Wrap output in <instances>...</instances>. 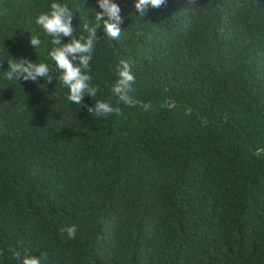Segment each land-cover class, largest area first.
Here are the masks:
<instances>
[{
    "label": "trees",
    "instance_id": "1",
    "mask_svg": "<svg viewBox=\"0 0 264 264\" xmlns=\"http://www.w3.org/2000/svg\"><path fill=\"white\" fill-rule=\"evenodd\" d=\"M51 2L0 0V264H264V0H167L144 16L116 0L115 39L97 0H61L72 37L96 29V95L79 105L35 23ZM11 58L47 63L51 82L7 81ZM121 60L132 105L111 92ZM97 101L120 113H91Z\"/></svg>",
    "mask_w": 264,
    "mask_h": 264
},
{
    "label": "clouds",
    "instance_id": "2",
    "mask_svg": "<svg viewBox=\"0 0 264 264\" xmlns=\"http://www.w3.org/2000/svg\"><path fill=\"white\" fill-rule=\"evenodd\" d=\"M98 7L102 11H97L95 15L96 26L103 23L104 31L107 36L115 39L121 34L119 24L124 17L120 15L121 7L116 0H97ZM167 0H136L134 5L139 15H146V10L151 7L158 9L165 5ZM50 11L41 12L35 17V23L40 26L44 32L51 37L52 49L48 55L54 61L55 66L60 70V82L68 88L67 100L73 104H81L88 89V94L96 95V89L90 88L91 76L90 61L92 60V51L95 40V27L87 28L88 36L80 38L72 37L73 25L71 9L61 0H52ZM107 17V19H104ZM111 21V22H109ZM72 37L70 42L61 44V37ZM29 44L35 49L41 45L39 36L32 35L29 37ZM79 54V64L74 63ZM49 66L47 63H34L26 58H11L7 63V71L4 73V79L7 81H33L36 82L38 77H47ZM119 79L111 86V92L118 98V102L125 105H132L133 100L129 96L131 85L135 80L131 66L121 60L117 68ZM147 111L151 107L149 104L143 105ZM91 113L97 116H107L112 113L119 114L120 108L104 101H97L94 107L89 108ZM264 153V148H258L256 155ZM70 239L75 238L78 231L75 225L68 226L64 229ZM16 259L21 260V264H42L39 256L25 255L21 257L19 252H13Z\"/></svg>",
    "mask_w": 264,
    "mask_h": 264
}]
</instances>
